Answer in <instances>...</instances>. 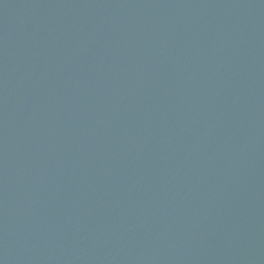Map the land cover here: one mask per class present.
Returning <instances> with one entry per match:
<instances>
[{"label":"water","instance_id":"1","mask_svg":"<svg viewBox=\"0 0 264 264\" xmlns=\"http://www.w3.org/2000/svg\"><path fill=\"white\" fill-rule=\"evenodd\" d=\"M0 264H264V0H0Z\"/></svg>","mask_w":264,"mask_h":264}]
</instances>
